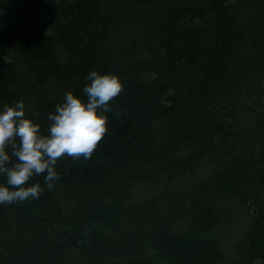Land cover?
Masks as SVG:
<instances>
[{
    "label": "trees",
    "instance_id": "obj_1",
    "mask_svg": "<svg viewBox=\"0 0 264 264\" xmlns=\"http://www.w3.org/2000/svg\"><path fill=\"white\" fill-rule=\"evenodd\" d=\"M0 264H264V0H0Z\"/></svg>",
    "mask_w": 264,
    "mask_h": 264
},
{
    "label": "rangeland",
    "instance_id": "obj_2",
    "mask_svg": "<svg viewBox=\"0 0 264 264\" xmlns=\"http://www.w3.org/2000/svg\"><path fill=\"white\" fill-rule=\"evenodd\" d=\"M246 224H248V223H246ZM243 225H245V223L243 224ZM246 226V225H245ZM242 230V229H241Z\"/></svg>",
    "mask_w": 264,
    "mask_h": 264
}]
</instances>
